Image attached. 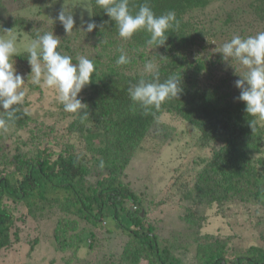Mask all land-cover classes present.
Segmentation results:
<instances>
[{
  "label": "trees",
  "instance_id": "trees-1",
  "mask_svg": "<svg viewBox=\"0 0 264 264\" xmlns=\"http://www.w3.org/2000/svg\"><path fill=\"white\" fill-rule=\"evenodd\" d=\"M10 1L20 9L28 5L24 0ZM225 1L147 0L156 15L174 11L179 21V27L167 33L165 45L158 48L147 44L149 34L142 30L130 40L120 38L115 22L95 0H88V21L97 25L92 32H86L85 26L82 33L79 26L67 34L61 23L51 26L50 31L60 39L57 51L72 56L73 63L88 54L85 57L95 64L91 82L78 94L87 104L89 116L81 122L79 116L64 111L62 115L72 119L63 134L55 133V127L46 123L34 131L29 129L33 120L28 112L17 106L19 118L8 128L15 152L0 160V250L19 242L18 231L12 233L14 216L5 204L13 202L24 206L35 220H51L57 215L52 235L61 250L80 223L98 228L101 219L111 216L120 225L123 214L134 228L120 225L130 239L114 264H140L142 260L147 264H187V250L191 249L194 264H264V126L260 122L250 127L253 118L246 113L245 103L236 99L240 89L233 79L242 77L246 69L233 59L224 61L217 52L233 35L247 37L264 31V0H253L246 10H231L226 17L206 14ZM142 3L145 0H129L130 11L135 14ZM6 12L5 0H0L1 33L15 28L33 38L44 33L34 31L28 17ZM80 48L83 55L78 53ZM121 48L130 62L118 66ZM14 60L31 72L26 53ZM149 61L158 65L161 82L179 74L182 91L145 114L130 100L128 89L141 78L151 80L144 71ZM164 114L193 127L197 131L194 146L208 151L206 156L191 159L187 172L175 176V193L189 204L185 221L194 228L185 246L170 239L162 243L153 228H144V209L121 180ZM22 131L27 132L24 139L19 135ZM46 133L53 135L52 141H47ZM3 135L0 130V139ZM57 138L61 149L55 152L51 143ZM4 140L0 143L6 144ZM4 148L0 146V152ZM101 161L103 168L99 167ZM130 200L135 201L133 206ZM210 211L223 224L222 230H203ZM93 233L87 231L91 240Z\"/></svg>",
  "mask_w": 264,
  "mask_h": 264
},
{
  "label": "rangeland",
  "instance_id": "rangeland-1",
  "mask_svg": "<svg viewBox=\"0 0 264 264\" xmlns=\"http://www.w3.org/2000/svg\"><path fill=\"white\" fill-rule=\"evenodd\" d=\"M252 1L226 0L215 4L213 8L208 9L206 14L210 16L211 13H214L226 17L231 10L238 8L246 10ZM24 5L27 7L20 9L17 3L5 0V6L8 10L6 13L9 16L23 15L28 17L33 23L34 31L48 32L54 23H60L56 17L64 6L72 11L75 19L74 27L81 26L82 33L83 27L86 26V23L82 25V20L89 22V12L82 6H89L88 0H24ZM28 7L31 8L28 9ZM245 18L248 17L245 16ZM75 28H73L74 31ZM13 31L18 34V43L21 46L25 35L33 38L24 30L15 28ZM0 35H4V33L0 32ZM87 50L86 48L85 52ZM21 52L23 51L21 50ZM81 52L83 50L78 49V53L83 55ZM14 67L26 82L24 87L27 92L21 106L33 120L29 129L36 131L41 123H46L55 127V133L63 134L72 117L62 115L63 106L57 102L55 93L50 89L31 84L30 73L22 63L14 60ZM227 67L226 71L228 72ZM233 70L236 71L234 75L238 74V68ZM238 79H240L239 75ZM233 80L236 81V79ZM261 124L264 126V122ZM11 135L12 130L9 129L3 135L5 137L0 139V141L4 139L6 141V144L0 143L1 147H5L0 152L1 161L15 152ZM19 135L20 138L24 139L27 132L23 133L22 131ZM47 136L48 133L45 134V137ZM196 137L197 131L193 127L175 116L164 114L160 117L153 131L142 142L140 149L136 152L121 179L137 196L138 205L144 209L142 211L144 228H153L154 233L162 243L163 240L170 239L185 246L190 242L188 237L191 239L192 234H194V228L185 221L186 206L189 204L180 201L175 193L177 184L175 176L187 172L186 168L191 159L197 158L201 154L202 156L208 155V151L201 152L194 146ZM52 138H54L53 135H49L47 141H52ZM51 144L56 149L55 152L60 151L58 138L54 139ZM129 202L133 206L134 203L132 202L135 201L130 200ZM5 204L8 209H11L14 216L12 233L18 231L19 242L13 243L7 249L0 250V264H114L123 254L130 239L120 226L121 224L130 226L126 216L123 214L120 216V225L113 217L107 216L101 219L98 228H92L87 223H80L79 230H71V237L65 241V248L63 250L57 249L52 235V226L57 215H53L51 220H35L28 216L27 209L21 204L13 202H5ZM206 219L205 222L208 224L204 227V231L218 232L224 228L223 224L217 221V217L212 215V211L208 213ZM129 228L133 230L134 227L130 226ZM89 229L95 234L92 240L87 237ZM81 231L84 232L81 233ZM187 252L186 258L190 261H186V263L194 264L191 260L194 254L193 249L187 250ZM140 264L147 263L142 260Z\"/></svg>",
  "mask_w": 264,
  "mask_h": 264
},
{
  "label": "clouds",
  "instance_id": "clouds-1",
  "mask_svg": "<svg viewBox=\"0 0 264 264\" xmlns=\"http://www.w3.org/2000/svg\"><path fill=\"white\" fill-rule=\"evenodd\" d=\"M95 3L115 22L119 37L125 41L142 30L149 34L147 44L158 48L165 45L167 33L179 27L174 11L156 15L147 0L139 5L135 14L129 9V0H95ZM82 6L91 15L89 6ZM56 19L67 34L73 31L75 19L67 6L60 10ZM84 23L86 32H92L97 27L94 22L82 20V25ZM3 33L0 35V130L7 132L9 125L19 118L17 106L23 104L26 96L25 79L15 69L13 61L21 50L27 54L31 84L52 90L63 111L79 116L81 122L87 120L88 106L78 98V94L91 82L96 71L93 60L79 56L78 62L73 63L72 56L57 51L60 39L52 31L37 34L34 39L25 35L22 46L18 43V34L12 29H5ZM118 51L121 54L116 64H128L130 60L124 50L121 48ZM217 52L222 54L224 61L233 59L246 69L242 77L235 81V87L240 89L236 99L245 103L246 113L253 118L249 125L254 128L257 123L264 122V31L247 37L233 35ZM144 71L151 75V80L139 79L129 87L128 95L134 105L149 114L154 109L158 110L166 100L178 97L182 91L181 77L172 74L161 82L159 67L151 61L145 63ZM99 167H104L103 161Z\"/></svg>",
  "mask_w": 264,
  "mask_h": 264
}]
</instances>
